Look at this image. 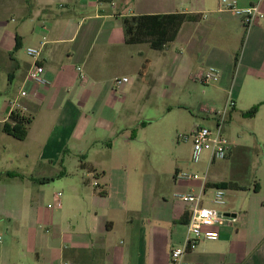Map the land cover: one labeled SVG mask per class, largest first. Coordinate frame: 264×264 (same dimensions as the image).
Listing matches in <instances>:
<instances>
[{
    "label": "crops",
    "instance_id": "crops-1",
    "mask_svg": "<svg viewBox=\"0 0 264 264\" xmlns=\"http://www.w3.org/2000/svg\"><path fill=\"white\" fill-rule=\"evenodd\" d=\"M229 1L240 8L259 6L264 14V0ZM219 3L0 0V223L12 238L0 264H171V249L185 242L189 215L174 194L220 183L227 185L224 211L230 215L216 227L217 240L202 241L185 259L264 264V175L257 167L245 180L235 174L228 180L209 177L221 160H207L200 170L187 167L186 172L206 168V179H174L171 199L153 178L143 182L141 197L135 196L127 176L115 173L123 163L113 141L130 130L134 110L161 99L172 112L180 107L174 103L180 84L200 83L198 76L209 67L221 77L213 83L215 103L204 122L214 128V111L232 100L224 135L234 138L231 121L240 111L250 121L237 140L249 135L264 142V18L246 31L233 12L219 10ZM176 13L195 21L185 22L164 50L126 43L123 17ZM29 47L39 48L40 57L29 56ZM35 62L45 68V84L27 78ZM17 98L22 115L31 120L25 140L4 132ZM258 105L255 116L244 115ZM231 144L228 168L248 149L246 143ZM7 152L25 167L5 169ZM2 173L13 175L4 180ZM51 182L65 188L60 208L56 193L46 203L44 188Z\"/></svg>",
    "mask_w": 264,
    "mask_h": 264
},
{
    "label": "rangeland",
    "instance_id": "rangeland-1",
    "mask_svg": "<svg viewBox=\"0 0 264 264\" xmlns=\"http://www.w3.org/2000/svg\"><path fill=\"white\" fill-rule=\"evenodd\" d=\"M120 3L124 4L122 1ZM177 92L178 98L174 103H179L180 107H175L172 112L168 111L165 108V103L161 99H157L147 108L134 110L130 130L125 135L117 136L113 141L115 154L120 158V163H123L119 167L116 166L118 168L115 173L127 176V179L132 183V191L136 193L135 196L141 197L143 182L153 178L155 182H160L166 198L171 199L176 192L174 189L176 169L186 172L187 167L200 170L201 167L207 165L206 162L209 160V152L207 151L203 152L198 164L192 162L193 143L191 138L186 139V137L190 135V131L195 126H212L204 122V116L215 103L214 94L216 90H214V84L184 83L180 84ZM241 116V112L236 111L234 119L231 121L234 138L227 137L234 144L246 143L248 149L245 151L243 148L242 153L238 155L230 168H228V161H218L208 171L207 175L212 179L228 180L231 179L232 174H235L245 180L254 174L251 167H257L264 175V142L250 139L249 135H246L242 140L243 142L237 140L238 135L242 134L243 130L246 129L247 122L250 121ZM242 118L246 120L242 121ZM8 153L10 152L6 153L1 164L5 169L14 170L25 167L20 161L12 162ZM188 173H200L202 175L207 172L206 168H202V172ZM1 175L5 177L4 180L8 179V174L2 173ZM7 182L9 181L7 180ZM110 183L113 192L114 182L112 179ZM106 188L109 189V183ZM44 191L47 194L46 201L48 200V202L46 203H52V195L58 192L64 194L65 188L61 187L59 183L51 182L48 187L44 188ZM2 224L0 223V236L2 237L0 254L6 253L12 242V238L7 235Z\"/></svg>",
    "mask_w": 264,
    "mask_h": 264
},
{
    "label": "built area",
    "instance_id": "built-area-1",
    "mask_svg": "<svg viewBox=\"0 0 264 264\" xmlns=\"http://www.w3.org/2000/svg\"><path fill=\"white\" fill-rule=\"evenodd\" d=\"M100 1V0H98ZM219 10H228L233 12L242 20L246 31L250 29L253 23L258 18H264L259 6H250L240 8L235 2L229 0H220ZM27 54L33 58H38L41 55L39 48H27ZM81 80H85V74L82 68H78ZM45 68L38 62H35L30 67L27 78L38 84H45L46 80L43 77ZM221 77L220 71L215 67H209L198 76V81L202 84L209 85L216 83ZM120 83V80L115 82V86ZM27 93L21 92L22 96ZM235 106L234 101L229 100L224 109L214 111L216 126L212 129L205 126L195 127L191 134L186 139H192V162L198 164L204 151L209 152V161L212 163L217 160H225L231 149L232 144L223 133V125L225 124L228 112ZM11 115L13 113L22 115L23 107L20 104L19 98L10 103ZM14 124V123H13ZM175 179L182 180H205L206 175L199 173H188L177 171ZM95 187H100L98 182H94ZM174 198L183 202L189 209V221L186 224V237L182 245L174 246L170 252L171 264H197L196 262L185 259L188 252L195 251L202 241H213L219 238V232L216 227L221 226L228 218L225 215L224 208L226 206V190L221 187L207 186L203 184L201 188L191 192H177ZM57 207L62 206L61 193L55 194ZM0 243L2 237L0 236ZM61 264H72L64 261Z\"/></svg>",
    "mask_w": 264,
    "mask_h": 264
},
{
    "label": "trees",
    "instance_id": "trees-1",
    "mask_svg": "<svg viewBox=\"0 0 264 264\" xmlns=\"http://www.w3.org/2000/svg\"><path fill=\"white\" fill-rule=\"evenodd\" d=\"M193 19V16L183 13L126 16L122 18L125 41L127 44L148 43L152 49L161 51L176 39L182 25L185 22L195 21ZM259 107V105L253 107L244 115L248 117L255 116ZM30 123L31 120L29 118L13 113L10 116V122L4 125V132L18 140H25ZM7 174L8 176L12 175L10 173ZM46 181H49V179ZM207 186L209 187V185ZM213 186L225 189L227 185L220 183ZM186 215L182 218L184 222L186 221Z\"/></svg>",
    "mask_w": 264,
    "mask_h": 264
},
{
    "label": "water",
    "instance_id": "water-1",
    "mask_svg": "<svg viewBox=\"0 0 264 264\" xmlns=\"http://www.w3.org/2000/svg\"><path fill=\"white\" fill-rule=\"evenodd\" d=\"M225 215H227V216H228V215H230V214H225Z\"/></svg>",
    "mask_w": 264,
    "mask_h": 264
}]
</instances>
